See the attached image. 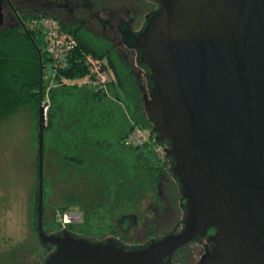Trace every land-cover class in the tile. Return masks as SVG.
I'll use <instances>...</instances> for the list:
<instances>
[{"label": "water", "instance_id": "water-1", "mask_svg": "<svg viewBox=\"0 0 264 264\" xmlns=\"http://www.w3.org/2000/svg\"><path fill=\"white\" fill-rule=\"evenodd\" d=\"M159 1L132 45L147 70L145 108L182 195L184 228L140 246L67 228L47 233L49 104H41L37 231L50 250L42 264H171L211 230L215 251L198 264H264V0Z\"/></svg>", "mask_w": 264, "mask_h": 264}, {"label": "trees", "instance_id": "trees-1", "mask_svg": "<svg viewBox=\"0 0 264 264\" xmlns=\"http://www.w3.org/2000/svg\"><path fill=\"white\" fill-rule=\"evenodd\" d=\"M75 38L77 46L68 67L56 73L55 85L49 88L50 81L45 76L53 68V59L45 49L42 32L30 29L28 24L20 29L0 28V124L22 109L32 115L31 148L36 153L37 169L32 216L40 246L37 224L41 104H49L44 134L43 224L47 233L62 229L57 222L58 210L78 207L85 221L70 224L67 229L92 239L96 233L105 232L114 217L134 212L161 173L170 172L166 154L160 159L151 145L126 144L136 126L153 131L155 126L145 108L147 87L136 71L121 56L94 49L79 35ZM88 56L104 60V69L112 76L106 88L78 84L90 74ZM51 168L55 183H64L67 189L62 191V203L51 207L48 214L53 188ZM44 250L38 264L48 256L49 250Z\"/></svg>", "mask_w": 264, "mask_h": 264}, {"label": "flooded vegetation", "instance_id": "flooded-vegetation-1", "mask_svg": "<svg viewBox=\"0 0 264 264\" xmlns=\"http://www.w3.org/2000/svg\"><path fill=\"white\" fill-rule=\"evenodd\" d=\"M0 5L3 13L0 28L20 29L34 18H55L62 28L74 37H83L92 48L121 56L136 71L141 81H147V70L138 61L139 49L132 45V41L134 34L143 31L148 18L160 10L159 0H0ZM161 174L156 185L162 188L160 197L162 199L163 196L165 201L162 202V209L156 211L155 215L160 217L164 207L173 204L172 207L177 209V212L174 211L177 220H174L171 228L162 233H153V224L141 232L139 238L134 239L131 232L139 225V217L132 212L114 217L111 226L105 232L96 233L92 239H111L120 244L140 246L152 239L181 231L185 224V212L177 184L170 178L168 170ZM84 221L85 217L83 222L74 224H82ZM214 232L211 230L207 235L178 249L171 264L200 263L215 251V244L211 239Z\"/></svg>", "mask_w": 264, "mask_h": 264}, {"label": "rangeland", "instance_id": "rangeland-1", "mask_svg": "<svg viewBox=\"0 0 264 264\" xmlns=\"http://www.w3.org/2000/svg\"><path fill=\"white\" fill-rule=\"evenodd\" d=\"M142 82L147 87L146 93L150 95L148 80ZM32 138V115L27 109L20 110L0 124V264H38L41 254L45 252L37 242L32 216V198L37 185L36 153L31 148ZM50 177L53 188L48 202V214L51 207L62 203V191L67 189L66 184L55 183L53 168L50 170ZM170 178L174 179L172 173ZM174 181L182 198L178 183L175 179ZM154 184L143 194L133 212L139 217V225L131 232L134 239L139 238L141 232L150 225L154 224L153 233H162L177 220V209L172 207L173 204L166 205L162 215L156 217V211L162 209V202L165 200L163 196L162 199L160 197L162 188L156 182ZM68 211H76L78 215L83 212L78 207ZM64 212L57 211L59 224L64 221ZM77 214L73 218H78ZM106 222L109 224L110 220L107 219ZM49 252L47 251L48 254Z\"/></svg>", "mask_w": 264, "mask_h": 264}, {"label": "built area", "instance_id": "built-area-1", "mask_svg": "<svg viewBox=\"0 0 264 264\" xmlns=\"http://www.w3.org/2000/svg\"><path fill=\"white\" fill-rule=\"evenodd\" d=\"M27 24L30 29L42 32L45 49L53 59V68L46 77L50 81V88L55 85L54 78L56 73L68 67L70 57L77 46V40L71 33L60 26L57 19L52 17L34 18ZM87 64H89L90 74L79 81L78 84L106 88V83L112 79V76L104 69V60L88 56ZM126 144L133 146L151 145L160 159H164L166 154L164 145L157 142L154 131L149 127L136 126L126 138ZM63 214L64 221L60 224L62 229L67 228L69 224L81 223L84 220L83 212L78 215L76 211H65ZM76 214L78 218H73Z\"/></svg>", "mask_w": 264, "mask_h": 264}]
</instances>
